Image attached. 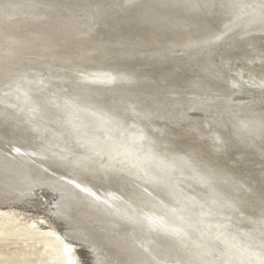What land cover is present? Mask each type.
Masks as SVG:
<instances>
[{
  "label": "bare ground",
  "instance_id": "1",
  "mask_svg": "<svg viewBox=\"0 0 264 264\" xmlns=\"http://www.w3.org/2000/svg\"><path fill=\"white\" fill-rule=\"evenodd\" d=\"M260 66L264 0H0V264H264Z\"/></svg>",
  "mask_w": 264,
  "mask_h": 264
},
{
  "label": "rangeland",
  "instance_id": "2",
  "mask_svg": "<svg viewBox=\"0 0 264 264\" xmlns=\"http://www.w3.org/2000/svg\"><path fill=\"white\" fill-rule=\"evenodd\" d=\"M253 68L254 67L251 66L250 70ZM261 68L264 69V67H261V66L258 67V69H261ZM241 72L243 73V80L245 81L253 82L256 79H259L258 77L256 78V76L254 75L255 74L254 72H249V70H245L243 67H241L240 64H238L235 67V69L232 70L231 72L229 71V74L230 76H234V74L238 75V73H241ZM47 86H48L47 84L43 86L44 91H42V93H39L40 96L47 90L48 88ZM260 97L264 100V94H263L262 96L261 95L255 96L252 98V100L249 99L248 101L252 103H256L259 101L261 102L262 99ZM38 196L39 198H37ZM55 202L56 200L46 195L43 191L33 190L32 192L26 194L23 197V199H21L19 202H14L10 204L9 206L3 207V208L10 209V210L13 209L16 212V214L19 217V220L15 224H18V226L32 224L34 225V228L36 227L35 230L37 231L40 229H54L58 231V233L66 240H72V239H69L65 235V231H63L64 228H68L67 225L64 224L61 220L56 219L55 216L52 214L53 206L55 205ZM16 237L17 236H15L14 238V236H12L9 238V240L11 241L13 240V238L16 239ZM45 245H46L45 243L37 242V241H35V243H32L31 241L21 242L19 245L18 251H17V255H18L17 262H15L14 264H23V261L25 257H27V253L29 251H31L30 252L31 256H28L29 262H37L38 264H57L58 257L62 256L61 254L63 253L59 251H54L51 254L42 257V253L44 252V250L46 251L50 249L47 247V245L45 248ZM95 249H92L94 251L93 253H94L95 260H98L99 264L108 263L109 259L106 256L107 252L100 250V249L99 250L98 249L95 250ZM213 255L214 254H212V256ZM73 259H70L71 261L70 264H77L78 262L79 264H84L83 263L84 260L79 261V258L77 256L75 257L73 256ZM220 259L221 258H219L218 256L216 258H214V256L211 258V260H216V261ZM86 264H88V262ZM90 264H93V263L90 262Z\"/></svg>",
  "mask_w": 264,
  "mask_h": 264
}]
</instances>
